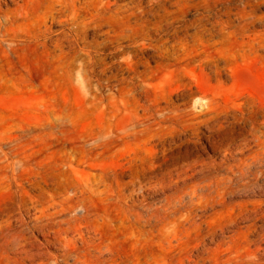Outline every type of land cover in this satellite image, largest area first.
Returning <instances> with one entry per match:
<instances>
[{"label":"rangeland","instance_id":"374dc122","mask_svg":"<svg viewBox=\"0 0 264 264\" xmlns=\"http://www.w3.org/2000/svg\"><path fill=\"white\" fill-rule=\"evenodd\" d=\"M0 264H264V0H0Z\"/></svg>","mask_w":264,"mask_h":264}]
</instances>
